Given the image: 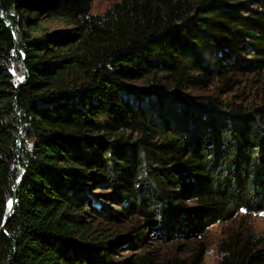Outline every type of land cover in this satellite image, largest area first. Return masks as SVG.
Instances as JSON below:
<instances>
[{"label": "trees", "instance_id": "1", "mask_svg": "<svg viewBox=\"0 0 264 264\" xmlns=\"http://www.w3.org/2000/svg\"><path fill=\"white\" fill-rule=\"evenodd\" d=\"M93 2L0 0V264H183L151 243L264 214V93L224 97L264 77V0Z\"/></svg>", "mask_w": 264, "mask_h": 264}, {"label": "rangeland", "instance_id": "2", "mask_svg": "<svg viewBox=\"0 0 264 264\" xmlns=\"http://www.w3.org/2000/svg\"><path fill=\"white\" fill-rule=\"evenodd\" d=\"M119 0H94L91 12L93 14H102ZM52 30L60 29L57 25H51ZM214 89L208 91L194 90V94H207ZM264 93V77L250 76L244 79V83L234 93L226 94L225 98H231L233 94L240 99H249L248 101L260 100ZM241 232L243 234L255 233L264 235V214H248L239 211L230 215L225 221L219 222L211 226L203 238L185 240L180 239L170 243L152 242L156 250H158L163 260L176 259L178 262L188 264L191 262L194 250L199 242L206 245V254L201 264H218L219 253L217 249L218 242L224 239L229 233Z\"/></svg>", "mask_w": 264, "mask_h": 264}, {"label": "water", "instance_id": "3", "mask_svg": "<svg viewBox=\"0 0 264 264\" xmlns=\"http://www.w3.org/2000/svg\"><path fill=\"white\" fill-rule=\"evenodd\" d=\"M9 24L14 28V29H16L17 30V26H16V24L15 23H13V22H9ZM22 33L21 32H19V31H17V39H18V43L16 44V51L19 53V54H21L22 55V52H21V50H20V41L22 40ZM20 129H22V128H20ZM18 169H19V172H20V175H23V170L20 168V167H18ZM17 191H18V186L15 188V190H14V194H13V197H12V202H11V207H10V209H9V213H8V216H7V218H6V220H5V222H4V224L2 225V228H5V223L7 222V220L12 216V214L14 213V211H15V208H16V205H17Z\"/></svg>", "mask_w": 264, "mask_h": 264}, {"label": "snow or ice", "instance_id": "4", "mask_svg": "<svg viewBox=\"0 0 264 264\" xmlns=\"http://www.w3.org/2000/svg\"><path fill=\"white\" fill-rule=\"evenodd\" d=\"M9 207H11V201H9Z\"/></svg>", "mask_w": 264, "mask_h": 264}]
</instances>
